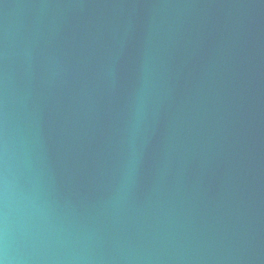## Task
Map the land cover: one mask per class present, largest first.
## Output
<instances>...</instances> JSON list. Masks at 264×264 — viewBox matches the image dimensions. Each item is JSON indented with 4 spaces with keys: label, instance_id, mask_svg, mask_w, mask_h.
Masks as SVG:
<instances>
[{
    "label": "water",
    "instance_id": "95a60500",
    "mask_svg": "<svg viewBox=\"0 0 264 264\" xmlns=\"http://www.w3.org/2000/svg\"><path fill=\"white\" fill-rule=\"evenodd\" d=\"M0 259L264 264V0H0Z\"/></svg>",
    "mask_w": 264,
    "mask_h": 264
},
{
    "label": "clouds",
    "instance_id": "9594fccd",
    "mask_svg": "<svg viewBox=\"0 0 264 264\" xmlns=\"http://www.w3.org/2000/svg\"><path fill=\"white\" fill-rule=\"evenodd\" d=\"M0 264H7L6 260L0 259Z\"/></svg>",
    "mask_w": 264,
    "mask_h": 264
}]
</instances>
